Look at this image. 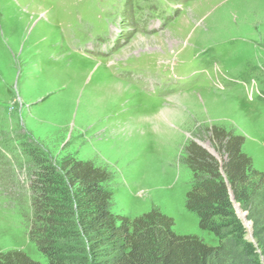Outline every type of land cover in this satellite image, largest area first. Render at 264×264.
<instances>
[{"label": "rangeland", "instance_id": "1", "mask_svg": "<svg viewBox=\"0 0 264 264\" xmlns=\"http://www.w3.org/2000/svg\"><path fill=\"white\" fill-rule=\"evenodd\" d=\"M213 125L264 171V0H0V252L47 261L37 154L106 167L114 213L157 207L216 245L185 206L187 145L221 158Z\"/></svg>", "mask_w": 264, "mask_h": 264}, {"label": "trees", "instance_id": "2", "mask_svg": "<svg viewBox=\"0 0 264 264\" xmlns=\"http://www.w3.org/2000/svg\"><path fill=\"white\" fill-rule=\"evenodd\" d=\"M210 136L220 159L196 142L186 147L195 182L185 206L216 245L176 233L157 207L132 218L114 213L106 167L82 159L57 165L37 154L31 235L47 261L9 250L0 252V264H264V171L242 150L241 134L213 125ZM231 195L251 221L253 240Z\"/></svg>", "mask_w": 264, "mask_h": 264}, {"label": "water", "instance_id": "3", "mask_svg": "<svg viewBox=\"0 0 264 264\" xmlns=\"http://www.w3.org/2000/svg\"><path fill=\"white\" fill-rule=\"evenodd\" d=\"M231 198L233 200V196L232 195H231ZM233 205H234L235 209L237 210L238 215L242 218V220L245 223V225L247 227H249V235H248L247 238H249L250 240H253L252 234H251V221L246 218V211H242V209L240 208L239 204L237 202H235L234 200H233Z\"/></svg>", "mask_w": 264, "mask_h": 264}, {"label": "bare ground", "instance_id": "4", "mask_svg": "<svg viewBox=\"0 0 264 264\" xmlns=\"http://www.w3.org/2000/svg\"><path fill=\"white\" fill-rule=\"evenodd\" d=\"M117 91H118L117 88H112V89L108 90L107 95L110 98V100H112L113 98L115 99V95L114 94L117 93Z\"/></svg>", "mask_w": 264, "mask_h": 264}]
</instances>
